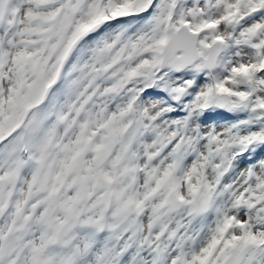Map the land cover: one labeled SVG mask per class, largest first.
Listing matches in <instances>:
<instances>
[{
  "label": "snow or ice",
  "instance_id": "6c2138e0",
  "mask_svg": "<svg viewBox=\"0 0 264 264\" xmlns=\"http://www.w3.org/2000/svg\"><path fill=\"white\" fill-rule=\"evenodd\" d=\"M0 264H264V0H0Z\"/></svg>",
  "mask_w": 264,
  "mask_h": 264
}]
</instances>
